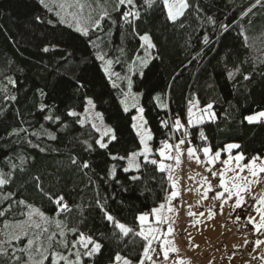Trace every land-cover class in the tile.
Here are the masks:
<instances>
[{
	"label": "trees",
	"instance_id": "1",
	"mask_svg": "<svg viewBox=\"0 0 264 264\" xmlns=\"http://www.w3.org/2000/svg\"><path fill=\"white\" fill-rule=\"evenodd\" d=\"M105 3L111 19L117 23L104 22L103 30L93 33L92 40L99 35L109 58L115 60L120 56L122 63L115 64L114 70L122 74L140 53L141 42L127 25L121 26L119 13L112 10L115 0H97L99 6L94 4L95 11L98 13ZM190 3L191 8L181 18L183 26L179 21L171 23L159 4L146 12L141 9L142 19L137 22L141 33L149 32L156 44L152 60L143 69L144 76H132L133 90L143 94L140 106L155 137L149 144L156 149L169 136L173 137L169 142H175L180 134L170 130L172 118L179 115L186 123L190 101L196 102L200 110L211 103L214 117L188 128L193 146L207 144L218 151L235 142L241 145L237 151L246 157H264V124L244 120L245 116L264 110V6L258 5L243 16L254 0ZM208 17L215 21V26ZM49 19L56 20L54 13L38 0H0V173L7 176L11 172L10 182L0 188L5 195L0 208L7 207L6 196L11 193L9 222L25 218L16 205L17 200H25L54 219H64L69 227L76 226L93 235L103 248L94 258H85L87 264H111L116 253L136 261L144 241L131 234L117 239L95 205L96 194L105 198L106 208L120 222L136 228L140 213H149L165 201L170 187L167 173L154 171L151 165L139 173H124L121 165L125 162L110 160L107 150H85L83 141H92L90 125L73 123V118L66 115L70 109L83 110L85 95L95 100L106 123L118 130L119 143L115 147L110 145L113 153L123 155L137 149L138 138L131 127L134 110L123 111L122 94L105 76L89 40L66 25L48 24ZM221 24L229 25L223 35L219 31ZM241 33L249 37L251 47L244 46ZM204 35L212 40L209 46L202 43ZM45 47L50 49L47 53L42 50ZM120 48L124 49L122 55ZM229 72L233 73L231 77ZM245 75L248 80L243 78ZM76 80L84 85L80 90L74 86ZM157 95L159 102L154 99ZM8 96L16 99L10 100ZM160 103L167 107H160ZM41 105H45L43 111ZM48 115L59 116L60 121L45 119ZM164 120L169 121V128L161 126ZM14 130L20 134L14 135ZM201 132L206 141L200 137ZM71 156L89 161L92 167L76 168L71 164ZM112 164H117L119 183L107 177ZM133 174L141 179L131 181L128 177ZM35 177L40 178L45 192L64 194L73 211L56 213V206L37 187ZM81 210L83 224L79 223ZM3 221L0 218L2 229ZM50 230L58 231L54 224ZM67 238L73 239L71 233Z\"/></svg>",
	"mask_w": 264,
	"mask_h": 264
},
{
	"label": "snow or ice",
	"instance_id": "2",
	"mask_svg": "<svg viewBox=\"0 0 264 264\" xmlns=\"http://www.w3.org/2000/svg\"><path fill=\"white\" fill-rule=\"evenodd\" d=\"M39 3L47 9L48 12L54 13L56 20H47L48 24H63L80 36L89 40L92 47L96 49L95 59L102 65V70L105 76L111 81L113 88L120 90L123 99L120 100L122 109L125 113H128L132 108L136 109V115L131 117V127L135 131L138 138L137 149L130 152L126 151L123 155L119 153H113L110 145L115 147L119 143L118 130L105 123L104 114L100 111H96L97 104L91 97L85 95L82 102V111L78 112L75 109L67 111V117L73 118V123L85 126L90 125L92 133L96 135L92 136V141L85 139L83 144L86 151H93L94 149L107 150V155L110 160L125 163L121 165L124 173L141 172V169L151 165L154 166V171L161 173H167V179L171 182V188L173 189L165 199V203L159 204L158 207L151 209L149 213H140L136 220L138 225L136 228L127 226L125 223L120 222L109 209L106 208L105 198L100 197L97 192L95 197V205L103 213V219L112 226L113 235L117 239L121 237H129L130 234L135 237H140L144 243L142 244V252L136 261L131 258L121 255L120 253L114 254L111 260V264H166L170 260V253H177L178 249L172 247L173 242L166 237L173 234L174 229L171 226L170 217L165 214L172 213L174 208L171 206L173 199L179 196L177 191V180L173 176V168L178 167L182 163V157L187 156L188 160H195L197 165L204 164L206 171L210 176L202 178V186L207 185L206 189L202 193L203 199H214L220 203L217 206L219 214H222L223 206L228 204L229 201H233L235 208H241L245 200L244 194L249 192V189L253 183H259L260 173H264V157L255 155L246 157L243 152L232 155L233 149H240L239 144H228V158L221 159V153L214 151L207 144H202L199 148L193 146V140L191 139V133L188 132V128L202 123L204 115L209 117L214 116L209 110L213 105L209 103L205 108L200 110V115L194 111L196 107L190 101V106L186 112V123H182L179 115L172 118L171 131L173 133H179V137L175 139V142H169L173 140L172 136H169L166 140L160 141L159 146L156 149L150 146L149 142L155 139L151 130L147 127V120L144 117V108L138 105V97L143 95L139 92H133V79L132 76H144L143 69L148 67L151 56V50L156 48V44L153 42L152 36L149 32L144 31L141 33L139 30L140 25L137 23L142 19V11L145 12L152 9L156 5H160V10L166 14L167 19L175 24L178 21L183 26L182 17L191 8L190 0H115L112 4V10L119 13V21H122L123 25H127L131 32L138 37L142 42L141 47L145 49V54L141 57L139 54L131 59V63L128 65V73L130 75L121 76L120 72L114 70L115 64H121L122 60L118 56L115 60L109 58V52L105 51L102 37L97 35L96 40H92V34L98 33L103 30V24L106 21H111L112 24L117 21L111 19V13L108 11L107 3L97 13L94 8V4L98 7L97 0H39ZM264 6V0H254L246 11L243 12V16H248L253 12V9L257 6ZM71 9V11H70ZM39 20L40 18L37 17ZM208 21L215 26V21L208 17ZM251 22V21H249ZM229 25L221 24L220 33L223 35L228 32ZM243 37L244 46L246 48L251 47L249 37L244 33H241ZM264 37V33L261 34ZM202 43L205 46H209L212 40L209 35H204ZM47 53L50 49L45 47L42 49ZM118 51L121 55L124 53V49L120 48ZM71 55V54H69ZM199 56V53H197ZM197 56H194L195 60ZM138 67L137 72L135 68ZM127 63V62H125ZM264 63V61H261ZM236 71H239L237 68ZM233 75L229 72V76ZM115 78V79H114ZM245 80L249 79V76L243 77ZM117 81L126 82V90L120 87ZM9 83H15L9 81ZM74 86L77 90H80L84 85L80 80H76ZM41 95H44L41 90ZM10 100H15V96H8ZM158 102L160 96L154 97ZM131 101V103H130ZM160 107L166 108L167 105L160 103ZM45 105H41V111H43ZM45 119L57 122L60 121V117H53L48 115ZM249 124H264V110L257 111L253 114L244 117ZM139 121V123H137ZM163 128H169V121L164 120L161 122ZM66 127V125H65ZM23 131H27L23 129ZM14 135H19V130H14ZM35 135V133H34ZM203 140H207L204 133H199ZM50 139H56L54 135H49ZM43 151V149H42ZM203 154V158L199 153ZM158 157V158H157ZM71 164L80 170L90 169L92 165L87 160H80L77 156L70 157ZM166 161H173L174 164H166ZM246 161V162H245ZM234 162V163H233ZM217 164L222 167H217ZM13 170L15 165L12 166ZM215 168L216 170H213ZM247 173L248 175H245ZM231 174V175H229ZM109 179L116 180L117 178V164H112L111 168L107 172ZM251 177V179H250ZM11 172L5 176L0 173V188L10 182ZM131 181H138L141 179L140 175H130L128 177ZM191 179V177H189ZM103 179V177L101 178ZM37 187L47 197L49 201L56 206L54 211L58 214L71 213L73 211L72 206L65 200V195L60 193L45 192L40 184V178H34ZM215 181V183H213ZM209 193L212 196L209 197ZM6 199L9 201L6 208H0V218H4L3 227L8 230L5 232V239L0 241V264H87L85 258L89 260L95 256L101 254L103 245L93 235L86 233L82 229L71 226L65 222L64 219H54L46 215L43 211L35 208L31 204H28L25 200H17V208L20 209V216L24 219L15 220L9 222L7 215L12 213V195L8 193ZM250 210H254L259 216L257 221L255 216L248 217V223L252 226L253 231L257 235H264V194L252 195ZM77 209H80L79 205H76ZM26 209V211H25ZM81 219L80 224L84 223L83 211H80ZM188 215H197L194 212L189 211ZM200 216H204L203 211L199 212ZM216 212H213L211 208L208 211V218L211 219ZM153 217L154 220L149 225V218ZM38 218V219H37ZM240 220V216L235 218ZM196 223H199L197 221ZM58 231L50 230L52 225ZM167 225L166 229L162 226ZM68 233H71L73 239L68 240ZM154 242H160V247L157 249L154 247ZM247 243V241H246ZM264 244V240L255 239L253 241V247H259ZM162 257V259H161ZM256 257H253L255 259ZM260 259L264 261V254ZM172 264H191L190 261L179 259L175 256L171 257Z\"/></svg>",
	"mask_w": 264,
	"mask_h": 264
},
{
	"label": "crops",
	"instance_id": "3",
	"mask_svg": "<svg viewBox=\"0 0 264 264\" xmlns=\"http://www.w3.org/2000/svg\"><path fill=\"white\" fill-rule=\"evenodd\" d=\"M225 147L222 151L218 150V152L221 153V159H227L228 155ZM201 158H203V154ZM165 163L174 164L173 161H166ZM173 176L174 179L177 180L176 190L179 191V196L171 202L174 211L172 213L165 212V214L170 217L171 226L174 229L173 234L166 238L173 242L172 247L178 249V254L170 253L168 264H172L171 257L173 256H175L177 260L182 258L190 261L191 264H251L253 261H256L255 264H264V262H260L257 258L253 259V257H255L253 253L248 255L251 249L247 255L243 257L231 259L224 258V254L229 249H242L245 247L246 241L248 240L244 235L235 236L232 225L245 221L249 229L244 227V230L246 232L256 233L247 222L249 216L242 219L243 215L241 213V208H235L234 205L228 208L224 205L222 214H219L213 203V201H219L214 199H211L213 200L211 201L210 199L202 198V193L207 187V185L202 186V178L209 176L203 163L197 165L194 159L190 161L185 155L182 157V163L178 167L174 166ZM189 177H191V179ZM169 186L168 195L173 190L170 181ZM249 195L252 196L250 192ZM163 203H165V201ZM209 208H211L213 212H216V215L211 219L208 218ZM189 211L197 215L190 217L188 215ZM200 211H203L205 215L200 216ZM237 216H240L239 221L235 219ZM254 216L258 221L259 216L256 213ZM153 220L154 218L150 216L149 226H151ZM197 221H199V223H196ZM162 227L166 229L167 225ZM177 227H181V233L178 235L181 239H178L176 234ZM194 228L203 229V232L201 234H196ZM185 229L188 230L187 234ZM260 236H262L261 239L264 240V235ZM154 243L157 244L159 249L160 242ZM259 250L264 253V244L260 245Z\"/></svg>",
	"mask_w": 264,
	"mask_h": 264
},
{
	"label": "rangeland",
	"instance_id": "4",
	"mask_svg": "<svg viewBox=\"0 0 264 264\" xmlns=\"http://www.w3.org/2000/svg\"><path fill=\"white\" fill-rule=\"evenodd\" d=\"M39 1V0H38ZM70 11H71V9H70ZM141 42V41H140ZM141 44H142V42H141ZM153 49L151 50V56H149L148 57V59L151 61L152 60V57H153ZM144 54H145V49L144 48H142L141 47V50H140V53H139V55L141 56V57H143L144 56ZM101 67H102V65H101ZM135 70L138 72L140 69H139V67H138V62H137V67L135 68ZM130 75V73H128V68H127V70L124 72V73H122L121 74V76H124V75ZM115 79V78H114ZM111 82V81H110ZM117 83L118 84H120V87L121 88H124L125 90H126V82H121V81H117ZM133 92H135L134 90H133ZM121 99H123V96H122V98ZM120 99V100H121ZM130 103H131V101H130ZM192 104H195L196 105V107L194 108V111L197 113L198 111H199V113H200V109H199V106H198V104L196 103V102H194V103H192ZM138 105L140 106V96L138 97ZM122 106V105H121ZM190 106V103H189V105H188V107ZM131 110H134V115H136L137 113H136V109L135 108H132ZM96 111H98L97 109H96ZM211 113H213V111L210 109L209 110ZM255 113V112H254ZM253 114V113H252ZM133 115V116H134ZM198 115H200V114H198ZM250 115V114H249ZM212 117H214V116H212ZM212 117H209L208 115H204V119H203V122H205V121H208V120H210ZM202 122V123H203ZM105 123H106V121H105ZM137 123H139V121H137ZM183 123V122H182ZM107 124V123H106ZM135 132V131H134ZM230 144H237V143H235V142H232V143H230ZM228 145V144H227ZM227 145H226V147H225V149H226V152H227V155H228V151H227ZM238 149H233L232 150V155L233 156H235L236 154H238V153H240V152H238L237 151ZM222 151V150H221ZM227 158H228V156H227ZM234 163V162H233ZM217 166L218 167H222V165H219V164H217ZM214 170V169H213ZM231 175V174H230ZM245 175H248L247 173H245ZM209 176H210V174H209ZM250 179H251V177H250ZM249 192L252 194V195H261V194H264V173H260V177H259V183H253L252 185H251V187H250V189H249ZM248 192V193H249ZM5 197V195H3L2 193H0V202L2 201V198H4ZM211 200V199H210ZM211 201H213V200H211ZM213 203H214V206H215V208H216V203L217 202H215V201H213ZM225 206L226 207H228L226 204H225ZM217 210V209H216ZM242 215H243V218L242 219H244L245 217H247V215H244L243 213H242ZM250 216V215H249ZM251 216H252V213H251ZM254 216V215H253ZM38 219V218H37ZM246 226V228L247 229H249V226H248V224H246V222L245 221H243V222H238V223H236V224H234V225H232V227H233V231H234V235L235 236H242V235H244V236H246L247 237V239H248V234L244 231L243 232V229H241L240 227L241 226ZM147 226H149V225H146V227ZM176 229V228H175ZM195 230H196V234H201L202 232H203V229H198V228H194ZM177 231H176V234H177V236L179 235V233H181V227H177V229H176ZM6 231H8V230H6V229H2V228H0V241H3L4 239H5V232ZM185 232H186V234L188 233V230H186L185 229ZM249 232V231H248ZM251 233V232H250ZM171 236V235H170ZM178 239H181L179 236H178ZM257 239V238H256ZM247 243H248V240H247ZM247 243H246V245H247ZM246 245H245V247L244 248H242V249H229L225 254H224V258L225 259H231V258H235V257H237V258H240V257H243V256H245V255H247V252H245L244 253V251H245V249H246ZM260 247V246H259ZM259 247H253V248H251V250H250V252L248 253V255H251L252 253L254 254V256L258 259V260H260V262H264V261H262L261 259H260V257H261V255L262 254H264L262 251H260L259 250ZM239 251V252H238ZM224 261V260H223ZM256 262V261H255ZM255 262L253 261V263H251V264H255ZM166 264H168V262H166Z\"/></svg>",
	"mask_w": 264,
	"mask_h": 264
},
{
	"label": "built area",
	"instance_id": "5",
	"mask_svg": "<svg viewBox=\"0 0 264 264\" xmlns=\"http://www.w3.org/2000/svg\"><path fill=\"white\" fill-rule=\"evenodd\" d=\"M218 167V166H217ZM214 170H216L215 168H213ZM213 183H215V181H213ZM212 196V193H209V197H211ZM244 198H245V200L246 201H248L247 203H244L243 204V206L241 207V213H243L244 215H247V216H249V215H251V213H252V216L254 215V210H250V205H251V203H252V201H251V197L248 195V194H245L244 195ZM209 199H211V198H209ZM218 202L215 204L216 205V209H217V206H218ZM228 207H230V206H232L233 205V201H229L228 202V204H226ZM218 210V209H217ZM244 227H246L245 225L244 226H241L240 228L241 229H243V232L245 231L244 230ZM246 229V228H245ZM246 232V231H245ZM247 234H248V243H247V245H246V249H245V251H244V253L245 252H249V250L253 247V241H254V239L256 238V236L254 235V233L253 232H246ZM154 247H156L157 249H158V247H157V245L156 244H154L153 245ZM239 252V251H238ZM161 259H162V257H161ZM158 263H159V261H157Z\"/></svg>",
	"mask_w": 264,
	"mask_h": 264
}]
</instances>
